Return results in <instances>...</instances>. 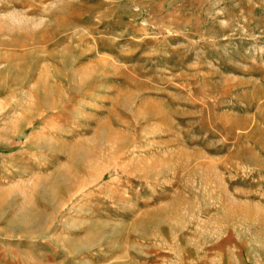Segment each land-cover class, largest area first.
<instances>
[{"label":"rangeland","instance_id":"374dc122","mask_svg":"<svg viewBox=\"0 0 264 264\" xmlns=\"http://www.w3.org/2000/svg\"><path fill=\"white\" fill-rule=\"evenodd\" d=\"M0 264H264V0H0Z\"/></svg>","mask_w":264,"mask_h":264}]
</instances>
